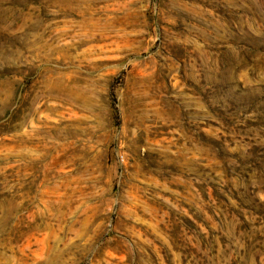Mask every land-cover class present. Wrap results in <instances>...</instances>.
Here are the masks:
<instances>
[{
	"label": "rangeland",
	"instance_id": "rangeland-1",
	"mask_svg": "<svg viewBox=\"0 0 264 264\" xmlns=\"http://www.w3.org/2000/svg\"><path fill=\"white\" fill-rule=\"evenodd\" d=\"M0 264H264V0H0Z\"/></svg>",
	"mask_w": 264,
	"mask_h": 264
}]
</instances>
